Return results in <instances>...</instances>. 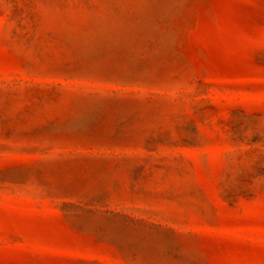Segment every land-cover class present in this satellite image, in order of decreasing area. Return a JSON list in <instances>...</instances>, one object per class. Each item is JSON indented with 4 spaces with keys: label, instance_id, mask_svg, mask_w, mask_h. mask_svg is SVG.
Instances as JSON below:
<instances>
[{
    "label": "rangeland",
    "instance_id": "rangeland-1",
    "mask_svg": "<svg viewBox=\"0 0 264 264\" xmlns=\"http://www.w3.org/2000/svg\"><path fill=\"white\" fill-rule=\"evenodd\" d=\"M0 264H264V0H0Z\"/></svg>",
    "mask_w": 264,
    "mask_h": 264
},
{
    "label": "crops",
    "instance_id": "crops-1",
    "mask_svg": "<svg viewBox=\"0 0 264 264\" xmlns=\"http://www.w3.org/2000/svg\"><path fill=\"white\" fill-rule=\"evenodd\" d=\"M194 233H196V228H191ZM155 228H139V241L141 243L144 242V244H139V248H147V242L152 239V235L154 232ZM200 230V229H198ZM201 231V230H200Z\"/></svg>",
    "mask_w": 264,
    "mask_h": 264
}]
</instances>
